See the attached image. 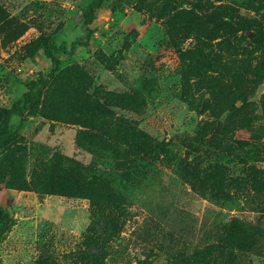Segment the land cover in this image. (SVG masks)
<instances>
[{
	"label": "rangeland",
	"instance_id": "rangeland-1",
	"mask_svg": "<svg viewBox=\"0 0 264 264\" xmlns=\"http://www.w3.org/2000/svg\"><path fill=\"white\" fill-rule=\"evenodd\" d=\"M90 1L0 0V109L21 99L34 72L49 68V61L39 50L42 41L50 37L56 45L66 43L69 47L85 37L79 16ZM247 3L248 0H128L115 13L101 11L89 47L60 64L43 106L23 125L15 117L10 121V131L16 135L15 146L32 144L38 152L46 149L42 155L34 153L29 158L22 175L24 186L38 188L46 184L34 186L30 177L33 171L43 173L42 165L54 155L75 158L103 176L106 162L96 158L85 142L88 131L72 124L70 118L68 121L69 107L74 98L78 100L85 94L92 100L109 93L133 94L142 101L133 106V112L99 119V123L113 130L127 120L158 142L192 134L201 126H205L206 133L214 129L212 161L223 166L211 168L208 183L215 192L207 187L198 194L168 172L162 176L164 187L173 195L170 216L177 223L173 226L177 229L178 224L184 225L195 239L209 225L230 217L252 221L254 213L247 198L251 193L248 186L242 191V183L247 184L248 180L237 169L257 162L264 167V155L252 154L244 145L253 134L251 128L264 126L259 105L264 83L251 99L256 111L255 107L245 109L236 103L240 112L229 114L226 109L220 120L215 118L214 108L231 107L229 94L223 92V97L216 99L214 91L209 96L195 87L203 80L207 85L212 83L216 91L218 82L225 83L228 92L239 88L243 93L251 88L246 86L251 79L244 81L229 68L219 39L221 24L233 25L234 13L255 16ZM182 73L189 77V84H183ZM202 96L209 97L210 103L204 112H199L196 107ZM57 107H64L62 114L50 121L43 118L44 113L56 111ZM199 132L202 137L203 131ZM171 145L170 149L182 156L186 150L191 151L190 146L180 147L174 139ZM5 154L0 151V174L4 172ZM201 163L204 172L209 171L208 165ZM261 192L264 196V188ZM0 206H7L11 215L0 236V264H87L85 255L95 253L86 246L90 235L82 238L92 225L86 200L22 191L17 185L6 190L0 184ZM129 213L133 217L123 225L121 234L114 235L109 243L111 256L101 264H165V255L150 260L141 256L142 242H136L131 233L142 222L144 212L135 205ZM123 246L124 252L112 256ZM97 248L107 253V246ZM236 264H264V256L237 253Z\"/></svg>",
	"mask_w": 264,
	"mask_h": 264
},
{
	"label": "trees",
	"instance_id": "trees-1",
	"mask_svg": "<svg viewBox=\"0 0 264 264\" xmlns=\"http://www.w3.org/2000/svg\"><path fill=\"white\" fill-rule=\"evenodd\" d=\"M127 1L91 0L79 16L86 35L69 47L66 43L56 45L50 37L42 41L39 50L49 61V68L34 72L25 85V93L21 99L0 109V151H6L0 184H3L6 190H11L17 185L22 191L86 200L92 225L86 229L82 238L90 235L87 237L86 246L91 252L95 251L85 255L87 264H101L102 260L111 256L112 247L109 243L115 234L122 233L123 225L131 220L133 214L129 213V209L135 205L142 209L144 217L131 235L135 237L136 242H142L139 247L141 256L146 260L165 255V264H236L237 253L264 256V196L261 192L264 188L263 164H243L242 169H237V172L248 180L247 184L242 181L238 183H242V191L244 186H248L246 188L251 193L247 198L254 213L252 221L230 217L223 222L209 225L199 238L194 239L193 233L184 225L178 224L177 229L173 226L177 224L170 216L173 195L164 187L162 176L168 172L178 183L186 184L198 194L205 192L207 187L214 191L215 187L208 183L212 176L211 168L223 167L215 160L212 161L215 157L212 132L214 129L206 133L205 126H201V129L192 134L183 133L170 138L168 142H158L138 131L127 120H123L122 126L113 130H107L102 122L99 123V119L133 112V106L142 102L133 94L109 93L93 100L85 94L78 100L74 98L69 107L68 121L70 118L72 124L88 131L85 142L96 158L106 162L107 171L103 176L75 158L54 155L42 165L45 170L43 173L33 171L30 177V184L34 186L46 184L38 188L24 186L26 184L22 181V175L29 158L34 153L42 155L46 149L42 148V151L38 152L35 150L38 147L32 144L15 146L16 135L10 131L11 119L17 118L20 125L28 122L35 110L45 103L60 64L89 47L95 34L94 24L98 14L103 10L110 14L122 10ZM247 4L253 8L255 16L238 15L232 8L234 23L221 24L222 36L219 39L221 52L226 56L229 68L240 79H251L246 84L251 88L242 93L239 88L228 92V87L223 82H218L217 91L212 83L207 85L203 80H199L195 85L196 89L208 92L209 96L214 91L216 99L218 96L223 97V92L229 94L227 97L231 98L234 106L232 107V104L231 107L214 108V111L217 110L215 118L219 120L227 112L226 109H229V114L240 112V106L245 109L255 107L253 111H256L251 99L258 86L264 83V0H248ZM197 64L194 63V66ZM181 77L184 85L189 84L190 79L185 73H182ZM198 103L196 110L204 112L210 98L204 99L202 96ZM236 103L241 105L235 106ZM259 105L264 113V96ZM63 110L64 107H57L56 111L44 113L43 118L50 121L62 114ZM201 130L202 137L199 132ZM251 132L253 134L250 135V141L244 145L252 154L264 155V126L255 130L251 128ZM173 139L180 147L190 146L191 151L186 150L185 156L172 151L170 148L173 146ZM36 159L37 157L34 160ZM201 161L208 165L209 171L204 172ZM211 193L213 195V192ZM10 221L8 207L0 206V236ZM95 229L100 234H96ZM185 235L188 238H185ZM98 246H107V253L103 248H97ZM124 250L123 246L121 251L112 256L116 257ZM143 262L139 261L138 264H144Z\"/></svg>",
	"mask_w": 264,
	"mask_h": 264
}]
</instances>
